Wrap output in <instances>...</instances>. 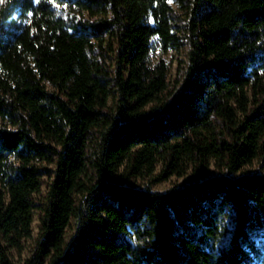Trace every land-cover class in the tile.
<instances>
[{
	"label": "trees",
	"instance_id": "1",
	"mask_svg": "<svg viewBox=\"0 0 264 264\" xmlns=\"http://www.w3.org/2000/svg\"><path fill=\"white\" fill-rule=\"evenodd\" d=\"M255 160L264 0H0V264H264Z\"/></svg>",
	"mask_w": 264,
	"mask_h": 264
},
{
	"label": "rangeland",
	"instance_id": "2",
	"mask_svg": "<svg viewBox=\"0 0 264 264\" xmlns=\"http://www.w3.org/2000/svg\"><path fill=\"white\" fill-rule=\"evenodd\" d=\"M152 63H155L159 58L163 57L165 59L166 65L169 70L168 74V81L171 82L175 75L176 70L179 65H182L185 60V50L187 48L186 45L181 46L178 50L175 49H168L165 53H162V49L160 45L157 43L156 40H153L152 42ZM108 64H112L111 61H108ZM49 89L53 90L51 86H48ZM112 100L109 99L108 105L112 106ZM160 165H158L156 171L153 173V175L150 176H143V177H131L126 181V185L138 188V189H144L146 186H150L152 190L158 191V192H164L170 187L173 186H182L189 180H195L198 178V175L194 168L190 167L188 171L183 176H170L167 179L158 180L157 176L160 173ZM245 170L248 172H260L264 173V163L261 161L255 160L253 163L247 167H245ZM214 172V167L211 164L208 174H212ZM118 178V177H117ZM47 177H43V183L40 187V190L38 193H36L34 196L37 200L43 199L45 196L46 190H47ZM41 212L37 209L33 211V221L31 224V230L32 235L31 238L26 239L23 241V250L21 253H17L16 251H11V256L14 260L17 261H23L26 258H28L31 254V251L33 249V246L35 244V241L37 239V231H38V224H39V218H40ZM72 230V224L71 227L68 229L67 233H70Z\"/></svg>",
	"mask_w": 264,
	"mask_h": 264
}]
</instances>
